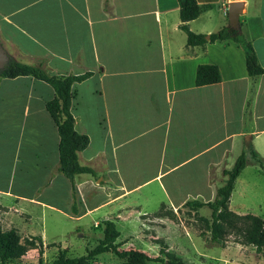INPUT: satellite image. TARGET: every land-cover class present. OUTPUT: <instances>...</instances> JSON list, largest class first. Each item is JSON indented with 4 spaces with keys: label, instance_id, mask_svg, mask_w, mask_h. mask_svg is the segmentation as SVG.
<instances>
[{
    "label": "crops",
    "instance_id": "obj_1",
    "mask_svg": "<svg viewBox=\"0 0 264 264\" xmlns=\"http://www.w3.org/2000/svg\"><path fill=\"white\" fill-rule=\"evenodd\" d=\"M197 1L193 32L229 26L234 0ZM245 1L242 33L264 67V0ZM180 24L178 0H0V41L11 60L55 75L92 72L73 84L71 111L90 138L78 160L95 171L70 178L60 170V133L47 108L54 87L34 75L0 76L4 230L16 228L35 250L40 237L46 249L84 237L99 218L143 207L137 193L174 209L213 201L244 135L264 155V74L248 75L233 39L190 46ZM207 63L222 80L198 86L197 67ZM235 188L230 208L247 214L233 205Z\"/></svg>",
    "mask_w": 264,
    "mask_h": 264
},
{
    "label": "trees",
    "instance_id": "obj_2",
    "mask_svg": "<svg viewBox=\"0 0 264 264\" xmlns=\"http://www.w3.org/2000/svg\"><path fill=\"white\" fill-rule=\"evenodd\" d=\"M180 5V28L187 33V44L190 46L205 45L208 40L206 34L195 33L189 28V21L199 17L201 6L197 0H178ZM209 41L218 39H233L245 53L246 68L248 75L256 78L264 74L252 43L247 40L243 33L223 27L209 34ZM19 75H34L51 84L56 92L55 97L47 103L48 111L58 126L60 133V170L70 178L78 173H89L95 175V171L88 166H83L78 160V153L84 150L90 143L87 134L76 130L75 117L71 111L74 92L72 86L75 82H81L92 75L91 71L83 74L55 75L50 74L39 66H34L11 60L8 67L0 70L2 77H16ZM222 80L221 72L216 64H199L196 71L195 83L198 86L218 83ZM254 88H252V93ZM252 96L248 100L246 117H251ZM259 164L264 168V157L254 148L247 138L243 151L237 157L231 168L223 169L225 177L223 184L217 188L216 197L213 201L203 202L200 200H188L184 207L197 210L203 206L212 209V223L210 226L213 239L221 241L227 229H235L240 235V243L252 244L258 251L264 249V219L252 213L239 214L230 208V199L235 188V182L249 161ZM103 238L100 243L87 249V253L72 257L68 255V249L59 251L51 264H91L92 260L104 252H113L124 260V264H149L152 258L145 252L134 249H120L117 242L118 229L114 219L102 220ZM39 243L40 264L44 253L43 241L35 237ZM26 243H30L29 240ZM25 250V243L16 228L3 230L0 226V264H8L18 253ZM183 264V263H178Z\"/></svg>",
    "mask_w": 264,
    "mask_h": 264
},
{
    "label": "rangeland",
    "instance_id": "obj_3",
    "mask_svg": "<svg viewBox=\"0 0 264 264\" xmlns=\"http://www.w3.org/2000/svg\"><path fill=\"white\" fill-rule=\"evenodd\" d=\"M248 135L243 137V147ZM233 196L236 210L264 219V168L251 159ZM133 197L142 198L146 208L135 205L119 210L118 217L113 215L118 229L117 242L120 249H134L148 254L152 258L149 264H264V249L258 251L252 244L240 243V235L235 229H227L221 241L213 239L210 230L212 209L209 206L197 210L188 206L174 209L165 204L159 205L158 199L152 195L148 199L140 193ZM4 208L0 203V226L3 230ZM102 220L94 221L84 237L73 234L71 239L66 236L61 238L62 245L70 246L67 248L69 256L84 255L88 248L102 241ZM28 240L30 243H26ZM21 241L25 243V250L8 264H40L39 249L33 248L28 237ZM61 243L47 245L41 257L43 264L52 263L63 249ZM91 264H124V260L113 252H104L97 255Z\"/></svg>",
    "mask_w": 264,
    "mask_h": 264
},
{
    "label": "water",
    "instance_id": "obj_4",
    "mask_svg": "<svg viewBox=\"0 0 264 264\" xmlns=\"http://www.w3.org/2000/svg\"><path fill=\"white\" fill-rule=\"evenodd\" d=\"M245 4V0H234L229 3V27L233 30H237L239 33H242L241 15L244 12ZM209 38V35H206V39ZM10 63L11 57L8 55L6 49L3 47L0 41V70H3L8 67ZM248 138L250 139V135H248Z\"/></svg>",
    "mask_w": 264,
    "mask_h": 264
}]
</instances>
